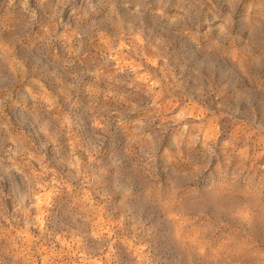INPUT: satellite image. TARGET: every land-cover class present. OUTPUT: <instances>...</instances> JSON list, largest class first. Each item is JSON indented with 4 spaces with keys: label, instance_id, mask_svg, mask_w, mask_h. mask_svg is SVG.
Instances as JSON below:
<instances>
[{
    "label": "clouds",
    "instance_id": "9594fccd",
    "mask_svg": "<svg viewBox=\"0 0 264 264\" xmlns=\"http://www.w3.org/2000/svg\"><path fill=\"white\" fill-rule=\"evenodd\" d=\"M0 264H264V0H0Z\"/></svg>",
    "mask_w": 264,
    "mask_h": 264
},
{
    "label": "rangeland",
    "instance_id": "374dc122",
    "mask_svg": "<svg viewBox=\"0 0 264 264\" xmlns=\"http://www.w3.org/2000/svg\"><path fill=\"white\" fill-rule=\"evenodd\" d=\"M34 89L37 93L40 94L39 102L41 105L47 104L50 106L56 102L53 97H50L48 95L49 92H52V88L50 84H45L44 87H41V83H37L34 85ZM45 89H47L48 91L46 92Z\"/></svg>",
    "mask_w": 264,
    "mask_h": 264
}]
</instances>
